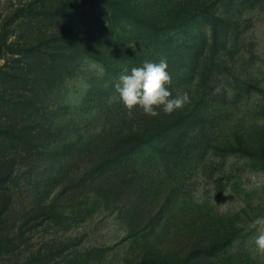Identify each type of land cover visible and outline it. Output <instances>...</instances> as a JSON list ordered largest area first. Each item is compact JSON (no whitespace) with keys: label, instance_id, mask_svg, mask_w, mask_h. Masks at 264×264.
Instances as JSON below:
<instances>
[{"label":"rangeland","instance_id":"obj_1","mask_svg":"<svg viewBox=\"0 0 264 264\" xmlns=\"http://www.w3.org/2000/svg\"><path fill=\"white\" fill-rule=\"evenodd\" d=\"M79 35L110 40L98 53L112 70L83 58L62 81L48 55ZM161 58L189 102L129 111L123 68ZM24 96L35 109L3 103ZM31 123L52 149L6 155L17 176L0 186V264H264L251 227L264 216V0H0V128Z\"/></svg>","mask_w":264,"mask_h":264},{"label":"trees","instance_id":"obj_2","mask_svg":"<svg viewBox=\"0 0 264 264\" xmlns=\"http://www.w3.org/2000/svg\"><path fill=\"white\" fill-rule=\"evenodd\" d=\"M103 9V14L104 15H110L109 16V21L112 22L114 19V16L116 15L115 11L108 8V4L104 2H100ZM123 14H126L122 12ZM133 13V12H132ZM122 16V21L127 22L126 16ZM130 18V15H129ZM135 20H140V19H132V21ZM144 27H147V30H152L156 29L155 26L151 24V20H146L145 19V24ZM114 33V30L112 31ZM159 31L158 29L153 31L152 34L149 35L151 42L157 43L158 41V34ZM114 36L119 38V43L122 45H126L128 42H125L124 40L121 41L120 39V34ZM138 41L142 38V35L139 34L134 37ZM110 40L105 41V42H100L97 39H93L92 41H88L85 39L83 35H79L78 39L75 40H67L64 42V49L60 50L59 53L48 55L50 57L51 61V66L49 67L51 71L53 72H58V74L62 75V81L65 80L70 76V68H72L77 60H81L83 58H91L94 59L98 62H101L105 65L107 70L111 71L112 66L110 61L104 57L103 55H100L99 48L102 46L107 47L111 46V43H109ZM58 56V57H57ZM63 59V61L61 60ZM37 81V80H36ZM54 85V83H53ZM55 86V85H54ZM5 105L10 106L13 110L19 111L21 113L26 112V110L29 109H35L36 108V101L33 99V97L29 96H24L22 99L16 100L14 104H9L8 101L3 102ZM182 121L181 118L178 116H172L170 118L165 119L161 123L156 125V128L154 130H150L144 135L143 137H140V140L138 141L137 144H143L148 142L149 140L153 139L157 133L164 129H169L168 127L171 128V126L178 125ZM34 123V122H33ZM31 123L30 125L24 124V125H19L17 127L11 128V127H3L0 128V152H2V159L0 160V186H3L4 184L7 183H12L14 181V178L17 176L16 173V168L14 167V163L11 162L10 160L7 159L6 155L10 151H22V153L26 154L25 157L31 158V156L35 154V156L38 155H45L49 154L52 147H50V140L48 139V136H50L51 133L46 134L45 130H41L39 127L36 128V126ZM134 144L133 146L137 145ZM57 147V146H56ZM55 148V146H54ZM129 149H131V146H127L125 149L122 151H118L116 153H113L111 155L107 154L104 155L101 159L96 161L90 169L96 168V167H101V166H106L108 164H111L114 162L115 158L122 153L127 152ZM59 153V151H58ZM16 164V163H15ZM20 166H24L27 168L28 171L30 168H32L31 165L29 164H22ZM18 166V168H20ZM53 181V180H52Z\"/></svg>","mask_w":264,"mask_h":264},{"label":"clouds","instance_id":"obj_3","mask_svg":"<svg viewBox=\"0 0 264 264\" xmlns=\"http://www.w3.org/2000/svg\"><path fill=\"white\" fill-rule=\"evenodd\" d=\"M128 46L134 49L136 47L133 44ZM167 69L166 58H161L159 62L146 60L142 66L132 67L130 72L125 66L115 82V93L129 111L139 107L143 114L148 116H158L161 111L171 115L189 102V95L187 92H177L173 95L168 87L171 84V75ZM222 87L216 86L215 93L219 94ZM114 100L115 97H112L108 102L111 104ZM251 227L258 232L254 240L256 248L258 252L264 253V216L256 217Z\"/></svg>","mask_w":264,"mask_h":264}]
</instances>
